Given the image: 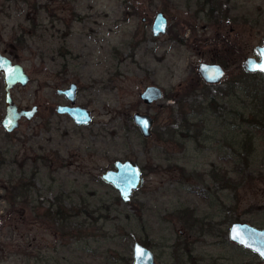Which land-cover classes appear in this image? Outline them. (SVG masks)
Masks as SVG:
<instances>
[{"label":"rangeland","instance_id":"374dc122","mask_svg":"<svg viewBox=\"0 0 264 264\" xmlns=\"http://www.w3.org/2000/svg\"><path fill=\"white\" fill-rule=\"evenodd\" d=\"M263 41L264 0H1L0 50L30 75L14 101L39 112L0 128V264H133L136 241L160 264H264L229 238L264 228V75L243 69ZM221 61L205 85L200 63ZM71 82L89 125L56 110ZM127 159L145 183L124 202L101 177Z\"/></svg>","mask_w":264,"mask_h":264},{"label":"water","instance_id":"95a60500","mask_svg":"<svg viewBox=\"0 0 264 264\" xmlns=\"http://www.w3.org/2000/svg\"><path fill=\"white\" fill-rule=\"evenodd\" d=\"M167 28L168 18L163 12H158L152 24L153 35H163L167 32ZM255 51L256 56L245 58L243 69L246 73L264 74V71L253 68V62L256 64L264 62V41L263 44L255 47ZM198 72L208 84L219 83L226 75L225 68L221 64L210 62L200 63ZM0 74L4 78L5 91V115L0 119V128L2 127L6 132L12 133L20 127L22 119L31 120L34 118L39 108L35 105L30 109H20L14 101L12 90L17 85L26 86L30 82V75L21 63L14 62L1 50ZM78 90L79 86L76 82H72L64 88H58L57 93L63 95L70 104H60L56 110L59 114L70 116L78 126H86L90 124L93 116L89 109L76 103ZM163 96L162 88L157 85L147 86L140 94L141 99L147 104H152L163 98ZM133 119L141 134L145 138L151 137L154 124L153 118L148 114L135 113ZM101 178L119 192L124 202H129L134 192L139 190L145 183V175L141 166L131 159L116 160L114 168L104 172ZM1 227L0 221V233ZM229 238L232 242L257 253L264 260V228L247 222H234L229 228ZM133 264L158 263L155 261L152 250L136 241L133 245Z\"/></svg>","mask_w":264,"mask_h":264},{"label":"flooded vegetation","instance_id":"af4514ba","mask_svg":"<svg viewBox=\"0 0 264 264\" xmlns=\"http://www.w3.org/2000/svg\"><path fill=\"white\" fill-rule=\"evenodd\" d=\"M0 1H1V0H0ZM145 20H146V19H145ZM168 27H169V20H168ZM167 31H168V28H167ZM166 33H167V32H166ZM166 33H165V34H166ZM163 35H164V34H163ZM210 63H217V62H210ZM219 64H221V63H219ZM221 65L223 66V65H225V64L222 63ZM223 67H224V66H223ZM224 68H225V67H224ZM225 71H226V68H225ZM226 74H227V71H226ZM261 74H262V73H261ZM199 75H200V74H199ZM200 76H201V75H200ZM225 76H226V75H225ZM201 78H202V77H201ZM202 80H203V79H202ZM222 80H223V79H222ZM222 80H221V81H222ZM221 81H220V82H221ZM203 82H204L205 84H208V83H206L204 80H203ZM220 82H219V83H220ZM71 83H72V82H71ZM215 84H218V83H215ZM69 85H70V84H69ZM209 85H214V84H209ZM66 87H67V86H66ZM62 96H63V95H62ZM63 97H64V96H63ZM64 98H65V97H64ZM65 99H66V98H65ZM68 102H69V101H68ZM69 104H70V102H69ZM34 106H35V105H34ZM37 106H38V105H37ZM32 107H33V106H32ZM32 107H31V108H32ZM38 108H39V106H38ZM20 109H23V108H20ZM24 109H30V108H24ZM38 112H39V110H38ZM38 112H37V113H38ZM36 115H37V114H36ZM36 115H35V116H36ZM61 115H62V114H61ZM35 116H34V117H35ZM21 121H22V120H21ZM6 133H8V132H6ZM9 134H10V133H9ZM260 228H261V227H260ZM142 244H143V243H142ZM236 244H237V243H236ZM143 245H145V244H143ZM145 246H147V245H145ZM147 247L149 248V246H147ZM150 249H151V248H150ZM151 250H152V249H151ZM152 252L154 253L153 250H152ZM154 257H155V261L157 262L155 253H154ZM157 263H158V262H157ZM158 264H160V263H158Z\"/></svg>","mask_w":264,"mask_h":264},{"label":"snow or ice","instance_id":"6c2138e0","mask_svg":"<svg viewBox=\"0 0 264 264\" xmlns=\"http://www.w3.org/2000/svg\"><path fill=\"white\" fill-rule=\"evenodd\" d=\"M253 68L258 69L260 71H264V62H261L259 64H256L255 62H253ZM138 251H139V249H138Z\"/></svg>","mask_w":264,"mask_h":264},{"label":"trees","instance_id":"16d2710c","mask_svg":"<svg viewBox=\"0 0 264 264\" xmlns=\"http://www.w3.org/2000/svg\"><path fill=\"white\" fill-rule=\"evenodd\" d=\"M214 5V7H212V11H213V13H214V11H216V10H219V7L217 6V4H213ZM222 62V61H221ZM223 63V62H222ZM224 64V63H223ZM206 85V84H205ZM256 99H257V97H256ZM263 102V101H262ZM8 135H9V133H7Z\"/></svg>","mask_w":264,"mask_h":264}]
</instances>
